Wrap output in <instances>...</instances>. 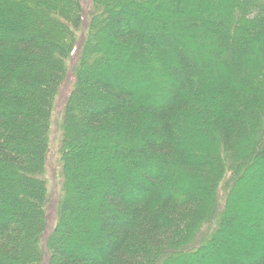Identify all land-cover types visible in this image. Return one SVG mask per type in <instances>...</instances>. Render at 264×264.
Returning <instances> with one entry per match:
<instances>
[{"label": "trees", "instance_id": "1", "mask_svg": "<svg viewBox=\"0 0 264 264\" xmlns=\"http://www.w3.org/2000/svg\"><path fill=\"white\" fill-rule=\"evenodd\" d=\"M92 1L103 9L92 14L64 107L47 264H264V200L246 207L258 212L248 219L237 211L252 193L238 180L264 160V0ZM81 12L80 0H0V264L46 258L50 119ZM183 18L197 29L195 49L180 39ZM105 30L120 52L95 47ZM136 70L145 81L127 85ZM197 93L211 102L201 122L215 141L190 154L178 124ZM182 170L201 178L198 191L163 188ZM211 198L216 222L203 239Z\"/></svg>", "mask_w": 264, "mask_h": 264}, {"label": "rangeland", "instance_id": "2", "mask_svg": "<svg viewBox=\"0 0 264 264\" xmlns=\"http://www.w3.org/2000/svg\"><path fill=\"white\" fill-rule=\"evenodd\" d=\"M127 0H110V3H113V6L117 7H124L122 5L123 2H126ZM197 3V0H192ZM97 3V2H96ZM94 3L92 0H80L81 4V22L78 25V28L76 29L75 32V45L73 52L67 60V67H68V73L66 74L65 81L62 83L60 87V91L58 95L55 98V102L53 105V111L51 114V119H50V130H49V144H48V150L46 153V158H45V169H44V174L43 178L46 180V187H47V194L45 196L43 208L45 212V218H46V229L44 234V244L41 245L42 253L43 256L46 258L43 260L41 264H47L49 260V254L47 251V243L45 239L50 235L52 230L54 229L56 222H57V203L61 195V189H62V168H61V163H60V153H59V147L61 143V137H62V129H61V124H62V117H63V112H64V107L65 103L67 100L68 95L70 94L73 85H74V67L79 59L80 56V49L84 45L85 38L87 35L90 33V20L92 17V14L95 18L100 14L101 10L103 9V6L99 3ZM203 6V5H202ZM139 7V6H137ZM136 5H129V11L130 13L132 12L134 14V11H132V8L137 9ZM175 18L178 20L182 19L183 15L181 12H174L173 15ZM96 18V19H97ZM176 19V20H177ZM170 21V20H169ZM183 21L185 22V27L188 25L187 19L183 18L180 22V26L183 29H180V39L183 40V38H187L189 41L191 40L193 42V45L190 46L188 44L191 43H185V46H190V48L195 49L197 46V29H186L184 26L181 25L183 24ZM174 22V21H172ZM175 23V22H174ZM175 24H178L175 23ZM169 25L173 26L174 24L169 22ZM179 26V27H180ZM188 31L186 34L185 31ZM184 33V34H183ZM191 33V34H189ZM108 33L107 31H103L102 37L99 38V44H97L95 47L98 48L99 46L104 49V52H108V50L117 53L120 52L119 45L116 43H113L114 45H111L110 41H108ZM184 44V43H183ZM182 46V45H181ZM210 53V52H209ZM212 54L210 53V58H212ZM110 61V60H109ZM212 61V60H211ZM145 71V70H144ZM148 72V71H147ZM143 75V70H136L131 77L127 78V85H131L132 82H136L137 84L140 85L143 81H145V78L143 76H140L138 74ZM140 77V78H139ZM134 80V81H133ZM208 104L211 105V102L205 98L203 100L200 95L197 93L193 101L190 104V109L189 112L186 114L185 118L178 124V134L180 138L182 139V146H184L185 149L189 150L190 154L193 153H198V150H205L204 152L208 151L207 148L212 147L214 145L215 137L213 136V133L211 132L210 128L208 125L203 124L201 122L202 119L205 118V120L209 119V113H208ZM92 148V146L90 147ZM90 148L89 151L91 150ZM87 149V151H88ZM200 153V152H199ZM258 162V161H257ZM256 163V162H255ZM244 171V169H242ZM250 172V177H245L247 175V172H243L242 174V179L238 180V184L241 186L246 185L252 193H248L246 196L241 201V204L237 206V211H239L242 214H245L246 216H254L256 213H258L256 210H254V205L253 203H256L258 201H263L264 200V160L262 162L259 161V163L254 164V167L252 169H249ZM248 172V173H249ZM241 175V172L239 173ZM252 174V175H251ZM245 175V176H244ZM94 180V179H93ZM97 183L93 184L94 190H97ZM202 184L201 178L197 176V173L193 172H188L186 170L170 173L169 175H166L163 180H162V186L166 190H172L175 192H193L194 190L198 191V186ZM237 184V185H238ZM197 186V189H196ZM247 189V188H246ZM236 190V189H235ZM246 191V190H244ZM254 192V193H253ZM258 192V193H257ZM262 193V195H261ZM260 194V195H258ZM78 195V194H77ZM244 195V194H243ZM71 196V195H70ZM76 197V195H74ZM97 197L96 191L95 193H92V198ZM258 196V197H257ZM72 195V199H76ZM205 197V196H204ZM233 196L231 195L230 201L233 202ZM203 199V198H201ZM209 199V198H208ZM222 199V198H220ZM232 199V200H231ZM72 200V201H74ZM208 202V207L211 206L210 209H208L209 214H206L203 219H208L206 222H204V225L202 226L201 230L199 231V238H205L207 236V233L209 231H212L215 227V223L211 225L207 224L209 223V220L211 221L213 218L211 217L213 215V210H214V200L211 198ZM222 202V200H221ZM244 205V206H243ZM252 206L253 208L249 209L246 208L247 206ZM230 208V207H229ZM213 209V210H212ZM260 215L263 216L264 213L260 212ZM247 217V219L249 218ZM81 218V217H80ZM212 218V219H211ZM71 220H73V224L76 223H81L77 222V216H71ZM77 219V220H76ZM202 219V220H203ZM214 219L212 220L213 222ZM216 220V219H215ZM260 218L256 222L258 224L260 222ZM79 221V220H78ZM204 221V220H203ZM211 225V226H210ZM251 238L257 239L258 236L261 235H256L254 231H250ZM257 237V238H256ZM261 242H264V236H261ZM64 242V241H63ZM65 244V242H64ZM63 244V245H64ZM170 260V259H169ZM165 261L163 264H183V261H189V260H173V261ZM154 264H162L160 261L155 262Z\"/></svg>", "mask_w": 264, "mask_h": 264}]
</instances>
